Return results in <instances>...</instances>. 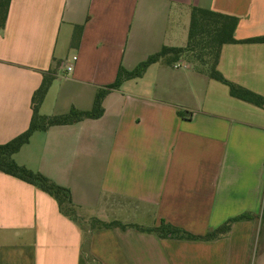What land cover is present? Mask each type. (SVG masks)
Masks as SVG:
<instances>
[{
    "label": "crops",
    "instance_id": "0c3cea01",
    "mask_svg": "<svg viewBox=\"0 0 264 264\" xmlns=\"http://www.w3.org/2000/svg\"><path fill=\"white\" fill-rule=\"evenodd\" d=\"M193 8L237 19L217 70L264 99V43H242L264 37V0H10L0 145L28 129L44 75L53 81L40 116L90 111L120 69L185 48ZM102 107L99 119L33 133L12 157L69 191L71 217L0 173V264H264V108L232 97L189 57L157 61ZM114 222L125 229L99 224ZM161 225L198 239L150 232Z\"/></svg>",
    "mask_w": 264,
    "mask_h": 264
},
{
    "label": "trees",
    "instance_id": "16d2710c",
    "mask_svg": "<svg viewBox=\"0 0 264 264\" xmlns=\"http://www.w3.org/2000/svg\"><path fill=\"white\" fill-rule=\"evenodd\" d=\"M10 0H0V31L5 26ZM237 19L221 15L212 11L193 8L190 16L187 45L183 49L162 48L159 53L148 57L140 63L133 71L127 72L123 69L118 71L113 84L97 91L92 109L90 111H79L71 108L67 114L42 117L38 114L39 107L53 81L51 72L44 75L40 87L32 96V118L28 129L9 143L0 145V173L11 176L17 180L27 183L34 188L52 197L59 205L60 212L67 217L73 215L70 193L67 189L55 185L52 181L39 173L29 171L25 167L18 166L13 156L25 146L35 132L44 131L49 127L71 125L83 120H96L102 117L104 110L102 102L107 94L118 89L124 81L140 78L146 69L157 61L169 57L175 63L183 57H189L193 63L204 72L208 78L228 87L230 95L241 101L264 108V99L250 91L240 88L226 81L217 70L220 49L223 45L235 44L234 31ZM242 43H264V37H258L242 41ZM246 216H240L225 223L214 233L208 234L204 239H213L218 235L228 232L230 224L235 220H241ZM101 228H121L124 226L114 222L110 224L99 223ZM159 237H170L181 240H196L197 237L189 235L182 230L161 225L159 228L150 230Z\"/></svg>",
    "mask_w": 264,
    "mask_h": 264
},
{
    "label": "built area",
    "instance_id": "2783aa9c",
    "mask_svg": "<svg viewBox=\"0 0 264 264\" xmlns=\"http://www.w3.org/2000/svg\"><path fill=\"white\" fill-rule=\"evenodd\" d=\"M73 60H74V59H73ZM71 71H72V68H71V67H67V68H66V72H67V73H70Z\"/></svg>",
    "mask_w": 264,
    "mask_h": 264
}]
</instances>
